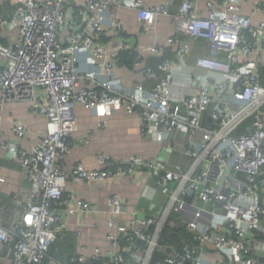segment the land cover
Returning <instances> with one entry per match:
<instances>
[{
  "label": "built area",
  "instance_id": "obj_1",
  "mask_svg": "<svg viewBox=\"0 0 264 264\" xmlns=\"http://www.w3.org/2000/svg\"><path fill=\"white\" fill-rule=\"evenodd\" d=\"M15 1L14 11L0 13L1 25L20 27L14 47L0 43V123L6 102L27 101L48 119V133L31 151L0 136V148L6 152L0 156V168L4 158L19 163L30 185L10 198L21 202L14 217L6 216L11 203L0 201V264H151L156 252L165 253L156 264H213V250L225 255L215 264H264V22L253 24L238 0H209L207 17L192 0H183L175 10L166 4L145 7L144 0ZM123 5L138 10L144 32L155 15L172 17L177 27L175 36L152 47L165 58L159 65L162 78L148 99L118 89L108 78L120 55L134 48L117 12ZM183 36L195 41L197 53L192 55ZM106 37L112 40L110 48L103 44ZM174 47L177 64L166 57ZM83 50L104 60L107 78L80 71ZM176 68L191 75V92L176 84ZM81 78L97 86L81 87ZM79 103L97 109L110 103H124L128 110L141 106L145 137L182 149L188 166L140 155L116 162L101 154V169L77 163L67 170L62 161L72 148ZM14 131L19 139L29 134L21 123ZM139 171L156 181L144 193L155 201L160 197L156 215L141 217L133 211L124 219L127 204L112 195L107 211L111 249L82 246L64 259L49 255L50 247L67 236L68 222L59 207L70 215L100 211L86 200L75 205V195L66 189L69 179L93 183ZM174 214L189 237L180 245L162 238Z\"/></svg>",
  "mask_w": 264,
  "mask_h": 264
},
{
  "label": "crops",
  "instance_id": "obj_2",
  "mask_svg": "<svg viewBox=\"0 0 264 264\" xmlns=\"http://www.w3.org/2000/svg\"><path fill=\"white\" fill-rule=\"evenodd\" d=\"M42 1V0H38ZM183 0H144L145 7L157 5H170L172 10L178 9ZM196 4L198 13L207 17L210 13L209 0H192ZM242 5L245 15L252 18L256 26L264 22V11L256 9L257 6L264 9V0H238ZM17 7L15 0H0V13L5 15L14 11ZM71 10V9H70ZM72 10L69 12L71 14ZM119 18L122 20L126 30V36L132 40L134 48L132 54L135 56L131 64H119L114 68L113 75L107 73L104 60H96L88 51H80L78 67L86 76L97 72L98 79L102 80L109 76V80H115L116 86L122 91L134 92L143 99H148L150 92L154 89L157 81L162 78L159 70L161 56L152 52V47L157 41L177 34V27L170 16L155 15L148 25V30H142V22L137 9L129 5H123L118 10ZM20 35L18 24H0V43L6 47H14ZM183 40L190 43L192 55L199 51L195 41L188 36ZM112 40H104L103 44L111 47ZM175 47L168 49L167 56L173 64H177ZM165 58V57H164ZM193 64L194 57L189 59ZM4 60L0 55V67ZM175 81L183 92L192 91L191 75L176 68ZM97 79V80H98ZM99 81V80H98ZM80 86L93 87L97 82L88 78L80 79ZM141 88L138 91V88ZM3 120L0 123V136L11 142H16L21 148L31 151L33 146L39 143L48 133V119L30 108L27 101H8L4 105ZM78 120L77 130L73 132L70 141L71 150L63 156L62 163L70 170L75 164L82 163L90 169H101L103 165L98 162L101 154H106L114 161L120 162L133 155H140L145 159H161L170 165L188 166L190 160L182 152V149H169L160 140L145 137L143 129V113L141 106L134 110H128L126 104H107L101 109L90 107L79 103L76 107ZM16 123L25 125L29 134L26 138L19 139L14 131ZM88 138L89 142L83 141ZM182 135H178L179 143L182 145ZM0 156L5 157L6 152L0 148ZM0 176L5 182L0 183V201L11 203L6 211V216L12 218L20 201H12L13 194L19 193L30 185L22 178V168L19 163H14L4 158L0 168ZM156 181L145 171H139L133 176H119L108 181H94L93 183H74L71 179L67 181V191L75 195V205L79 200L90 201L100 210L85 214L76 211L74 215L66 213L65 209L58 208L59 213L66 217L68 231L66 242H64V253L72 255L86 246L90 251L100 248L106 252L111 249V242L107 238V220L110 209L109 198L118 195L127 204V212L123 218L129 219L133 211H139V216L145 217L156 215L160 211V197L155 199L144 195L148 186H154ZM9 196V198H8ZM142 226V223H138ZM211 262L215 264L224 260L225 255L217 251L209 252ZM264 262V254L262 255Z\"/></svg>",
  "mask_w": 264,
  "mask_h": 264
},
{
  "label": "trees",
  "instance_id": "obj_3",
  "mask_svg": "<svg viewBox=\"0 0 264 264\" xmlns=\"http://www.w3.org/2000/svg\"><path fill=\"white\" fill-rule=\"evenodd\" d=\"M110 37L104 38V40H109ZM135 56L132 54V51H125L120 55L119 64H131L134 62ZM161 62L164 60V57H161ZM184 223H182V219L178 217L177 214H174L170 220V222L164 228L162 233V238L164 241L175 243L176 245H180L182 240L189 239L188 233L185 231ZM67 237V236H66ZM64 242L66 240H58L55 242L49 249V255L51 257H56L58 259H64L66 253H64ZM164 252H156L153 257V262L151 264H156L157 261H162L164 259ZM49 260V259H47ZM93 264H111L108 262H94Z\"/></svg>",
  "mask_w": 264,
  "mask_h": 264
},
{
  "label": "rangeland",
  "instance_id": "obj_4",
  "mask_svg": "<svg viewBox=\"0 0 264 264\" xmlns=\"http://www.w3.org/2000/svg\"><path fill=\"white\" fill-rule=\"evenodd\" d=\"M150 214V216H151V213H149Z\"/></svg>",
  "mask_w": 264,
  "mask_h": 264
}]
</instances>
